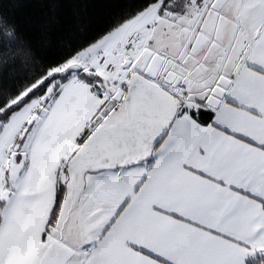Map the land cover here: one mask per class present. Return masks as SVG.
<instances>
[{
	"label": "snow or ice",
	"instance_id": "snow-or-ice-1",
	"mask_svg": "<svg viewBox=\"0 0 264 264\" xmlns=\"http://www.w3.org/2000/svg\"><path fill=\"white\" fill-rule=\"evenodd\" d=\"M0 0V264H264V0Z\"/></svg>",
	"mask_w": 264,
	"mask_h": 264
},
{
	"label": "trees",
	"instance_id": "trees-1",
	"mask_svg": "<svg viewBox=\"0 0 264 264\" xmlns=\"http://www.w3.org/2000/svg\"><path fill=\"white\" fill-rule=\"evenodd\" d=\"M89 2L93 5V7L88 10L90 13H94L101 18L107 14L108 9L103 6V0H89ZM22 3L25 6H22L18 11L22 15H26L29 12V9L26 7V5L30 3V0H22Z\"/></svg>",
	"mask_w": 264,
	"mask_h": 264
}]
</instances>
